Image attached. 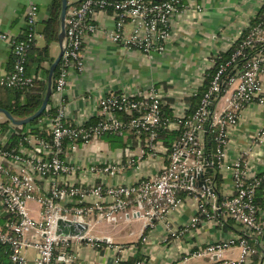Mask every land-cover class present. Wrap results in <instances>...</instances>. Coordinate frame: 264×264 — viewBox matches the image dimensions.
I'll use <instances>...</instances> for the list:
<instances>
[{"label":"built area","instance_id":"2783aa9c","mask_svg":"<svg viewBox=\"0 0 264 264\" xmlns=\"http://www.w3.org/2000/svg\"><path fill=\"white\" fill-rule=\"evenodd\" d=\"M193 2L79 0L67 3L63 51L52 80L57 104L53 108L46 105L35 123V132L31 127L8 121L5 126L0 124V249H3L0 264H28L24 254L28 248L36 252L34 264H71L74 244L92 243L91 227L100 222L116 223L122 216L141 217L148 224L158 219L164 222L171 236L178 237L197 229L201 216L220 223L221 215L240 225L243 232L200 246L193 254L221 257L224 251L237 246L240 249L237 264H250L258 249H262L264 262V207L255 203L256 190L264 187V171L253 174L247 170L244 156L249 154V149L242 151L231 164L225 162L229 132L237 125L241 110L251 103L264 106L260 77L264 72V0L257 19L224 50L231 49L230 57L217 64L219 53L210 57L202 68L197 84L186 93L190 97L197 95L208 80L206 91L195 107L182 102L171 114L165 113L167 91L163 86L150 84L138 96L114 90L97 96L94 121L72 124L65 119L68 77L72 70H83V50L89 36L103 33L110 42L123 48L144 54L161 53L171 37L173 19L193 7L199 8ZM98 13L112 18V29L97 22ZM37 21L38 6L30 2L19 36L0 30V41L10 45L13 59L12 68L0 77V86L23 94L34 86L35 76L27 73L26 63L38 35ZM211 69L213 73L209 72ZM221 100L224 105L216 110L215 104ZM163 132L174 134L169 143L163 142ZM127 133L139 144L136 156H130L126 146L125 160L119 157L81 164L70 157V153L98 142L105 135ZM263 134L264 128L257 132V139ZM207 135L212 136L215 146L210 160L205 154ZM158 155L164 161L155 174L138 176L128 183L113 180L124 168ZM208 163L219 170H228L232 177L230 195L212 201L210 209L206 197L213 196V189L204 178H197ZM90 175L93 180H81ZM194 180H203L205 185L198 186ZM182 195L195 200L196 212L184 227L175 229L165 221V216L182 205ZM31 204L37 205L39 217L31 215ZM58 220L82 223L86 230L81 235L58 234ZM146 240L142 235L141 241ZM126 260V256L118 254L114 258L115 264ZM134 264H143V260Z\"/></svg>","mask_w":264,"mask_h":264},{"label":"crops","instance_id":"0c3cea01","mask_svg":"<svg viewBox=\"0 0 264 264\" xmlns=\"http://www.w3.org/2000/svg\"><path fill=\"white\" fill-rule=\"evenodd\" d=\"M51 1L0 0V30L19 36L25 26L26 7L30 2L35 3L38 6V35L34 46L42 47V30L44 20L49 16ZM77 1L79 0H67V3ZM262 3L263 0H194L193 5H199V8L193 7L173 19L171 37L161 53L144 54L136 49L123 48L110 42L103 33L89 36L83 50V70H72L68 77L64 93L66 122L75 124L94 121L97 96L109 90L138 96L150 84L165 88L167 105L164 111L171 114L181 107L182 102H189L191 97L186 93L195 87L197 78L210 57L224 52L229 43L257 19ZM96 20L106 29L113 28V20L109 15L98 13ZM58 52L56 40L49 45V54L55 58ZM12 61L10 45L0 41V77L12 68ZM45 68H49L48 63H41L40 71ZM30 74L35 76V68H30ZM260 77L264 91V72ZM56 104L57 95L51 93L47 105L53 108ZM223 105L221 100L214 108L220 110ZM6 121L1 114L0 124L3 125ZM263 128L264 106L255 103L245 106L237 125L229 132L225 162L231 164L242 151L249 149V154L244 156L247 170L253 174L264 171V134L259 139L256 137L257 132ZM173 137L172 132H163L161 135L165 143H169ZM138 145L132 134L115 137L105 135L98 142L70 153V157L73 162L81 164L119 157L125 160L128 157L125 153L126 146L129 147V155L136 156ZM205 146L212 158L215 146L210 137H206ZM163 161L162 155L145 157L136 167L124 168L113 180L128 183L138 176L148 177L157 172ZM203 178L213 189V196L206 197L209 209L212 201H221L230 195L232 177L228 170L212 166L211 172L205 171ZM93 179L90 175L81 180L89 182ZM182 197V205L165 216V221L175 229L184 227L196 212L195 200L186 199L184 195ZM30 206L31 215L39 217L37 205ZM220 218V223H215L201 216L197 229L185 231L178 237L171 236L164 222L158 219L148 224L141 217L122 216L116 223L100 222L89 229L92 243L83 241L74 244L71 264H115L117 254L126 256L127 259L142 256L139 260H143V264H237L240 255L237 246L224 251L221 257L193 254L200 246L223 241L243 232L240 225L232 219L224 215ZM142 235L147 237L145 242L141 241ZM35 253L33 248L25 250L28 264H34ZM252 257L250 264H264L262 255L256 253ZM6 260L4 257L5 262Z\"/></svg>","mask_w":264,"mask_h":264},{"label":"trees","instance_id":"16d2710c","mask_svg":"<svg viewBox=\"0 0 264 264\" xmlns=\"http://www.w3.org/2000/svg\"><path fill=\"white\" fill-rule=\"evenodd\" d=\"M155 1H161V0H155ZM60 6H61L60 0L51 1L48 7L49 16L47 17L46 20H44V26L42 30L44 45L42 47H35L33 45L27 55V63H26L27 73L30 74V68L32 67L35 68V72H36L34 79V86L24 94L21 91L8 89L0 86V108L7 110L15 118H24L31 115L39 108L42 102L43 95L46 90V78H47L46 76L48 74V68H45L44 70L40 71L41 63L47 62L48 66H50L51 62L54 59L49 54V45L53 41L57 40V35L59 31ZM230 54H231V49L221 52L219 54L220 58H217L216 61L217 64L228 59L230 57ZM241 62H242L241 59L237 61V63L239 64ZM57 69L58 68H56L54 74H56ZM209 72L213 73V69H211ZM229 73L230 70L227 71V74ZM207 83L208 80L206 79L202 87L198 90L197 95L189 99V103L191 104L192 107H195L198 104L200 97L206 91ZM43 113L44 112H42L36 119L26 124L25 126L31 127L32 132H35L36 131V128L34 127L35 123L37 119L42 116ZM7 124L8 122L6 121V123H4L3 126ZM107 136L115 137L114 135H107ZM207 137H210V140L212 139L211 138L212 136L207 135ZM205 154L208 160L212 159L210 158L211 156L210 153H208V151H206ZM255 203L258 207H262V208L264 207L263 186H259V188L256 190ZM257 254L262 255V260H263L262 249H258ZM142 258H143L142 256L129 257L126 261L121 262L120 264H134L136 261Z\"/></svg>","mask_w":264,"mask_h":264},{"label":"water","instance_id":"95a60500","mask_svg":"<svg viewBox=\"0 0 264 264\" xmlns=\"http://www.w3.org/2000/svg\"><path fill=\"white\" fill-rule=\"evenodd\" d=\"M61 6H60V12H59V31L57 35V42L59 46V52L57 56L53 59L51 62L49 68H48V74L46 79V90L43 95L42 102L39 106V108L32 113L31 115L24 117V118H15L13 117L7 110L0 108V113L4 115L5 119L16 126L26 125L36 119L46 108V105L48 103L49 97L52 93V80L54 77L55 70L58 66L60 57L62 55V40L64 37V17H65V11L67 8V0H60ZM212 170V164L208 163L207 168L205 171L211 172ZM204 172L198 174L197 178H203ZM194 183L198 186L205 185V182L203 180L195 181ZM86 230V226L82 223L77 222H70V221H63L58 220L57 221V233L62 235H81Z\"/></svg>","mask_w":264,"mask_h":264},{"label":"rangeland","instance_id":"374dc122","mask_svg":"<svg viewBox=\"0 0 264 264\" xmlns=\"http://www.w3.org/2000/svg\"><path fill=\"white\" fill-rule=\"evenodd\" d=\"M0 117H1V114H0Z\"/></svg>","mask_w":264,"mask_h":264}]
</instances>
